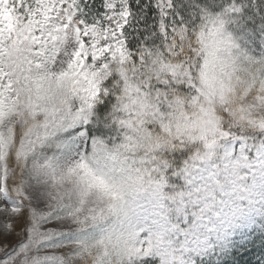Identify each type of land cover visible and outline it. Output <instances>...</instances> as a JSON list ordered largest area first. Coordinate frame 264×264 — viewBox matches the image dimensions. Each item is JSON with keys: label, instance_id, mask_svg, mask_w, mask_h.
Here are the masks:
<instances>
[{"label": "snow or ice", "instance_id": "6c2138e0", "mask_svg": "<svg viewBox=\"0 0 264 264\" xmlns=\"http://www.w3.org/2000/svg\"><path fill=\"white\" fill-rule=\"evenodd\" d=\"M0 264H264V0H0Z\"/></svg>", "mask_w": 264, "mask_h": 264}]
</instances>
